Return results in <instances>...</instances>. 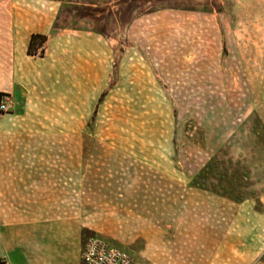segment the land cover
Masks as SVG:
<instances>
[{"label": "rangeland", "instance_id": "1", "mask_svg": "<svg viewBox=\"0 0 264 264\" xmlns=\"http://www.w3.org/2000/svg\"><path fill=\"white\" fill-rule=\"evenodd\" d=\"M63 1L56 27L100 38L97 106L62 143L94 147L106 169L82 248L99 238L136 263L173 264L241 203L264 235V0H163L128 25L117 0ZM80 7L105 12L82 19Z\"/></svg>", "mask_w": 264, "mask_h": 264}, {"label": "crops", "instance_id": "2", "mask_svg": "<svg viewBox=\"0 0 264 264\" xmlns=\"http://www.w3.org/2000/svg\"><path fill=\"white\" fill-rule=\"evenodd\" d=\"M58 4L0 0V94L10 101L0 115V264H82L92 187H104L94 147L62 144L97 106L100 38L57 28ZM34 35L46 38L42 56L28 54ZM257 216L239 204L214 244L193 243L173 264H264V235L247 228Z\"/></svg>", "mask_w": 264, "mask_h": 264}, {"label": "trees", "instance_id": "3", "mask_svg": "<svg viewBox=\"0 0 264 264\" xmlns=\"http://www.w3.org/2000/svg\"><path fill=\"white\" fill-rule=\"evenodd\" d=\"M49 1H56L59 2L61 8L64 6L63 0H49ZM164 2L163 0H117L116 6L118 7L117 11L115 12V16L117 19L118 24H125L128 25L135 19L145 16L147 14H152L156 12V10L152 9L154 5ZM78 15L79 17L83 18H92L97 13L102 14L105 12V8L95 7L94 9H89L88 7H80ZM99 34V33H98ZM44 41H46L45 36L42 35H34L31 37L28 54L29 55H38L42 56L44 54V48L42 47ZM40 49V52H38ZM0 94V99H1ZM203 176V174L201 175ZM200 176V177H201ZM194 185V183H193ZM198 186L197 184H195Z\"/></svg>", "mask_w": 264, "mask_h": 264}, {"label": "built area", "instance_id": "4", "mask_svg": "<svg viewBox=\"0 0 264 264\" xmlns=\"http://www.w3.org/2000/svg\"><path fill=\"white\" fill-rule=\"evenodd\" d=\"M40 52V49H38ZM10 101L7 96L0 99V115L9 111ZM82 264H136L133 258L125 251L110 246L99 238L89 237L80 251Z\"/></svg>", "mask_w": 264, "mask_h": 264}]
</instances>
